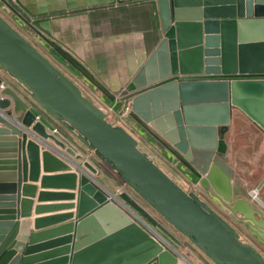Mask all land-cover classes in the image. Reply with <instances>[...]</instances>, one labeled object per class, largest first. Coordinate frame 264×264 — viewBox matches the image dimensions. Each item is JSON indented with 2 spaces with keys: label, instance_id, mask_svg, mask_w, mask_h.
<instances>
[{
  "label": "water",
  "instance_id": "obj_1",
  "mask_svg": "<svg viewBox=\"0 0 264 264\" xmlns=\"http://www.w3.org/2000/svg\"><path fill=\"white\" fill-rule=\"evenodd\" d=\"M8 1L50 35L39 17L45 14L32 13L19 0ZM147 1L161 38L145 66L157 53L163 55L164 67L147 81L140 79L142 68L122 91L121 102L171 143L202 176L200 184L211 188L264 242L262 212L244 198L233 200L223 136L234 108L264 130V0H224L221 7H207L200 0ZM0 70L28 98L0 76V177L5 178L0 183V264H180L179 256L143 222L178 241L127 193L119 200L133 213L98 188L92 175L97 169L87 161L76 163L82 155L66 136L50 133L36 119L30 102L213 264H264V255L235 227L178 185L140 149L138 140L109 122L70 77L1 15ZM49 139L73 157L66 160L75 171L40 149L42 143L54 151L45 142ZM41 163L44 172L60 173L40 177ZM27 180L39 181L42 189L77 191H38L39 202L76 198L77 203L34 207L37 214L77 207L74 219L71 212L38 217L30 229L29 220L20 218L29 215L32 205L34 187Z\"/></svg>",
  "mask_w": 264,
  "mask_h": 264
},
{
  "label": "crops",
  "instance_id": "obj_2",
  "mask_svg": "<svg viewBox=\"0 0 264 264\" xmlns=\"http://www.w3.org/2000/svg\"><path fill=\"white\" fill-rule=\"evenodd\" d=\"M6 1L11 4L8 0ZM19 1L34 14H45L39 17L43 19L41 21L42 27L46 29L50 35H47L42 31L40 32L46 35L48 39L56 44L61 52L64 53V55H60V58L69 68V73L74 75L80 83H85L94 89H97L98 86L99 90L104 91V94L106 96L108 95L110 99L119 95L142 68L143 72L140 79L145 81L151 76L159 75L161 70H163V55L157 53L151 62L147 64V67L145 66L149 57L156 51L161 38V35H159L156 28L155 13L147 0ZM223 1L224 0H208V2H205V0H200L202 5L205 3L207 4V7L226 6V4L222 3ZM35 28L39 30L37 27ZM0 76H2L3 81L17 91L24 100L28 99L21 90H16L18 88H15L13 82L8 77L2 75L1 70ZM30 106L34 113L38 115L40 112L42 114V110L32 102H30ZM121 106L123 109L122 103ZM8 109L12 110V107H9ZM40 121H42L49 129L55 127L59 129L61 128L62 132L68 137V134L62 126L48 116L46 117L44 113L40 116ZM1 125L2 124L0 123V126ZM223 136L227 143V152L224 157L232 168L231 188L233 200L237 198L248 200L250 205L260 210L264 217V130L240 109L234 108L232 110L230 123ZM45 142L52 146L54 151L51 148L44 146L42 143H39L41 150L47 149L53 152L54 155L70 165L67 160L72 157L65 154L64 150L54 144L50 139L45 140ZM142 150L150 155L154 162L178 185L185 187L183 189H187L188 192H193L188 178L182 176L180 172H178L179 174L177 175L172 174L170 168L157 161L150 151L147 149ZM81 162L82 161L80 160L76 161V163L79 164H81ZM100 164L99 168H97V173L92 174L95 179L97 178L95 184L106 193V195L112 196L114 200L119 202L122 208L130 210L133 213V210H131L127 204H125V206L121 204L122 200L119 201L116 198V193L113 191L115 185H121L123 182L114 171L102 162ZM179 164H183L182 166L187 170H191L195 174L197 173V171L186 160H183ZM70 167V171H75L74 165H70ZM83 169L85 168L83 167ZM85 171L87 170L85 169ZM55 173L60 172H44L41 163L40 177L42 175ZM4 180L5 178L0 177V183H5L3 182ZM112 182L114 184H112ZM24 183H28L34 187L32 197L21 196L25 198L29 197L32 200V205L29 210L30 212L28 213L29 215L20 217L21 219L29 220L30 229H33L34 220L38 217H49L51 215H61L71 212L74 214L71 219H74L77 214V207L47 211L39 214L35 213L34 207L37 204L51 205L53 203H77L76 198L72 200L39 202L37 201L38 191H64L75 193H77V191L70 189H42L39 181L32 182L27 180ZM200 186L204 197L210 201L213 198V200L219 201L222 206L225 207L220 198L211 193L210 188H205L201 184ZM252 189L258 190L256 199H253L250 196V191ZM126 191L129 195L132 192L128 188ZM137 200L140 202L138 198ZM208 200H205L206 203L211 207H216L214 203H211ZM143 208L147 210L146 207ZM134 215L136 216V214ZM136 217L141 219L138 216ZM51 226L52 225H50V227ZM239 235L244 241H247L240 233ZM39 253L40 252L33 253L30 254V256H35ZM194 264L206 263L200 260L196 261Z\"/></svg>",
  "mask_w": 264,
  "mask_h": 264
},
{
  "label": "rangeland",
  "instance_id": "obj_3",
  "mask_svg": "<svg viewBox=\"0 0 264 264\" xmlns=\"http://www.w3.org/2000/svg\"><path fill=\"white\" fill-rule=\"evenodd\" d=\"M0 15L14 28H16L27 40H29L44 56H46L78 86H80L84 95H86L106 113V118L109 122L122 126L136 140H138L139 146L142 149L150 151L151 154L155 156L157 161L170 168L172 174L177 175L179 174L178 172H180L182 176L188 178L193 192L196 193L203 201L208 200L204 197L201 191L202 189L199 182L201 176L198 173L195 174L193 171L187 170L184 166H182L183 164L180 165L179 163L184 160L182 154L149 123L143 121L138 115H136L129 107L126 109L124 108V104L121 102L123 96L122 92L116 97L110 99L108 95L106 96L104 94V91L99 90L98 86L97 89H94L85 83H80L74 75L69 73V68L62 62L60 55L62 56L64 53L61 52L60 48L51 42L46 35L40 32V30H37L18 10H16L15 7L9 4L6 0H0ZM121 103L123 104V109ZM57 130L63 136L67 137V135L62 132L61 128H57ZM67 139L73 144L71 145L75 148H73L75 152L82 155L83 158L80 161H87L96 169L99 168L101 162H99L94 154L90 153L85 147L75 142L69 135ZM64 153L69 155L65 151ZM69 157L72 156L69 155ZM70 159H73V157ZM112 184L114 183L112 182ZM121 189L122 187H120V185H115L113 191L117 192V190L121 191ZM184 190L188 192L187 189ZM130 195L135 194L131 192ZM140 202L139 203L141 205L143 204L142 206L146 207L149 214L178 241V243H176L169 236H167V234L147 222L150 232H152L169 250L179 256L180 264H194L196 261L200 260L206 264H213L197 247L190 243L187 238L182 236L168 223H166L162 217L149 208L142 200H140ZM210 202L215 204L216 207L212 208L215 209L221 217L235 227L243 238L247 240V242H250L262 255H264V242L260 240L254 232L249 230L241 216L234 214L228 207L222 206L219 201H215L213 198Z\"/></svg>",
  "mask_w": 264,
  "mask_h": 264
},
{
  "label": "built area",
  "instance_id": "obj_4",
  "mask_svg": "<svg viewBox=\"0 0 264 264\" xmlns=\"http://www.w3.org/2000/svg\"><path fill=\"white\" fill-rule=\"evenodd\" d=\"M80 87V86H79ZM81 88V87H80ZM92 101V100H91ZM93 102V101H92ZM42 114H43V112H42ZM40 112L38 113V115L36 114V119H38V120H40V116L42 115ZM48 128V127H47ZM48 131L50 132V133H54V132H58V133H60L58 130H57V128H53V129H49L48 128ZM61 134V133H60ZM73 147V146H72ZM74 148V147H73ZM75 149V148H74ZM120 187H122V189H121V191H119V190H117V192H115L116 194V198L119 200V196H120V194L121 193H127L125 190L128 188L124 183L123 184H121L120 185ZM126 187V188H125ZM129 189V188H128ZM128 194V193H127ZM257 194H258V190L257 189H252L251 191H250V196H251V198H253V199H256L257 198ZM129 195V194H128ZM110 196V195H109ZM112 199H113V197L112 196H110ZM130 197H132L141 207H144V206H142L136 199V196H130ZM116 201V200H115ZM120 201V200H119ZM118 204H119V202H118ZM121 204L123 205V206H125V203H123L122 201H121ZM120 205V204H119ZM121 206V205H120ZM127 207V206H126ZM148 229H149V227H148V225L147 224H145V223H143ZM155 236V235H154ZM156 237V236H155ZM157 238V237H156ZM158 239V238H157ZM159 240V239H158Z\"/></svg>",
  "mask_w": 264,
  "mask_h": 264
},
{
  "label": "bare ground",
  "instance_id": "obj_5",
  "mask_svg": "<svg viewBox=\"0 0 264 264\" xmlns=\"http://www.w3.org/2000/svg\"><path fill=\"white\" fill-rule=\"evenodd\" d=\"M211 189V188H210ZM213 195H216L217 197H219L216 193L215 194H213ZM236 215H238V214H236Z\"/></svg>",
  "mask_w": 264,
  "mask_h": 264
},
{
  "label": "trees",
  "instance_id": "obj_6",
  "mask_svg": "<svg viewBox=\"0 0 264 264\" xmlns=\"http://www.w3.org/2000/svg\"><path fill=\"white\" fill-rule=\"evenodd\" d=\"M140 147V146H139ZM140 149H141V147H140ZM143 151V150H142Z\"/></svg>",
  "mask_w": 264,
  "mask_h": 264
}]
</instances>
